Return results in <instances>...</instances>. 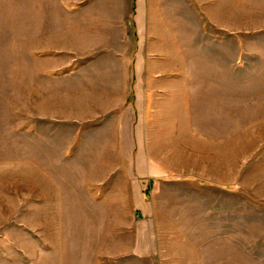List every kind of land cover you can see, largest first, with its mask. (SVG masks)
I'll use <instances>...</instances> for the list:
<instances>
[{"label": "crops", "instance_id": "0c3cea01", "mask_svg": "<svg viewBox=\"0 0 264 264\" xmlns=\"http://www.w3.org/2000/svg\"><path fill=\"white\" fill-rule=\"evenodd\" d=\"M78 6L63 30L48 27L62 22L56 16L36 21L38 34L40 23L48 27V54L68 42V64L42 71L43 120L67 125L70 141L92 153L71 163L94 185L89 198L120 200V264H236L237 241H252L258 216L264 225V167L253 174L252 128L230 121L253 118V88L264 80L221 78L222 38L204 32L189 0ZM190 19L201 37L190 38Z\"/></svg>", "mask_w": 264, "mask_h": 264}, {"label": "rangeland", "instance_id": "374dc122", "mask_svg": "<svg viewBox=\"0 0 264 264\" xmlns=\"http://www.w3.org/2000/svg\"><path fill=\"white\" fill-rule=\"evenodd\" d=\"M203 1L189 0L190 11L198 7L204 32L222 38L221 78L260 83L264 80V0ZM83 2L0 0V264H120V200L89 198L96 195L94 185L85 184L84 168L71 163L92 159V153H81L84 145L70 141L67 125L58 121L53 126V121L43 120L47 107L43 94L50 81L42 71L68 64L67 38L55 41V50L48 54L53 41L44 39L43 32L48 27L67 28L69 10L79 13ZM46 15L62 22L48 27L40 23L38 34L37 18ZM190 20L191 38L201 25ZM197 42L189 40L190 62L198 60L193 56ZM261 100L264 89L254 87L253 118L230 121L238 131L252 128L253 174L264 167V120L257 118L264 116ZM248 139L238 135V146L248 147ZM258 217L252 241H237L242 246L231 256L236 264H264V225ZM130 236L125 235V245L131 244Z\"/></svg>", "mask_w": 264, "mask_h": 264}]
</instances>
